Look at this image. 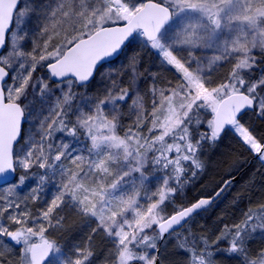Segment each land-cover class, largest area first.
<instances>
[{"label":"snow or ice","instance_id":"obj_1","mask_svg":"<svg viewBox=\"0 0 264 264\" xmlns=\"http://www.w3.org/2000/svg\"><path fill=\"white\" fill-rule=\"evenodd\" d=\"M144 54L171 77L145 68ZM261 62L264 0H0V264H93L91 236L54 235L67 212L104 233V264H159L165 236L184 264H215L217 252L264 264V246H249L264 238V203L214 239L185 227L230 173L211 195L175 203L226 129L264 162V135L241 119L264 120ZM97 74L103 86L89 94Z\"/></svg>","mask_w":264,"mask_h":264},{"label":"trees","instance_id":"obj_2","mask_svg":"<svg viewBox=\"0 0 264 264\" xmlns=\"http://www.w3.org/2000/svg\"><path fill=\"white\" fill-rule=\"evenodd\" d=\"M255 54L259 60V52ZM263 67L264 62H261L254 68L252 70L253 77H258ZM241 119L242 122L251 126L255 135H264V120L254 112L245 113ZM204 148L210 151V155L206 160L207 167L201 172V180L198 184L191 182V186L184 195L179 193L175 197V203L186 206L200 196L211 195L213 189L218 188L223 180L229 178V173L232 177L240 174L216 202L196 214L185 225L197 236H208L210 239H214V236L218 234V229L222 226L221 222L238 221L243 211L249 207H256L259 203H264V164L234 137L224 138L215 146L205 145ZM178 231H182V229ZM164 244H162L161 253L165 247ZM249 246L253 249L264 246V238H255ZM220 247L226 248L227 244L222 243ZM235 261L238 263L237 260Z\"/></svg>","mask_w":264,"mask_h":264},{"label":"rangeland","instance_id":"obj_3","mask_svg":"<svg viewBox=\"0 0 264 264\" xmlns=\"http://www.w3.org/2000/svg\"><path fill=\"white\" fill-rule=\"evenodd\" d=\"M137 47L135 45L132 46L131 49L128 50V54L130 55L132 51H137ZM258 52V51H257ZM256 52V53H257ZM125 60L124 55L120 57V60L117 61V65L120 62H123ZM143 64L145 68H148L153 73H158L161 77V79H168L171 77V73L165 70L164 68H161L159 66L158 61H155V58L151 54H144L143 55ZM107 68V66H105ZM104 69H101L103 71ZM264 70V67L260 70L259 75L261 74V71ZM101 77L98 74L96 78L93 80L92 83L88 85V92L89 94H94L97 92L103 85L100 82ZM147 85L145 84L144 87ZM80 91H84V89H80ZM128 121H125L127 123ZM231 137H234L237 139L236 135L231 131L228 130L226 134L221 136V141L224 138L230 139ZM238 140V139H237ZM210 155V151L206 148H204V153L201 159H203L205 162L207 160V157ZM262 164L260 159H258ZM209 166V165H208ZM150 176V187H155L158 183V180L155 178V176H152L151 169L148 170L146 173ZM190 175V174H189ZM201 173L197 175L196 178L190 180L186 186L184 187L183 191L180 194H185L187 189L191 186V182H196V184L199 183L201 180ZM34 181H29L28 184H26L23 189L19 190V195L23 196L26 195L30 189L34 185ZM193 186V185H192ZM195 188L197 186H194ZM55 189L52 187L51 184H49L45 190L44 197L45 199L49 200L51 199L52 192ZM42 203V202H41ZM66 220L64 222V228L63 231L55 232L54 235L57 236L61 240L62 243H68V244H75V243H85L87 242V239L89 236H91V244L92 248L95 252V259L93 260V264H104L105 257L107 256L109 250H110V244L109 241L105 239L103 232H98L93 234L92 228L95 227V224H87L85 221L82 220L81 217L76 215L72 212L65 213ZM205 216V214H204ZM191 230V229H190ZM183 231V230H182ZM180 231V232H182ZM193 233V231L191 230ZM186 235V233H185ZM215 238V236H214ZM256 238H261L259 234H257ZM165 247L162 250V253L160 255L161 258V264H184L185 262V254L177 248V240L173 237H167V240L164 242ZM220 258V261H219ZM229 260V261H228ZM235 259L230 258L227 253L225 252H218L215 255V264H238L236 263Z\"/></svg>","mask_w":264,"mask_h":264},{"label":"water","instance_id":"obj_4","mask_svg":"<svg viewBox=\"0 0 264 264\" xmlns=\"http://www.w3.org/2000/svg\"><path fill=\"white\" fill-rule=\"evenodd\" d=\"M249 111H250V110H249ZM249 111H246L245 113H247V112H249ZM245 113H243V115H244ZM243 115H242V116H243ZM227 130H228V129H226L225 132H226ZM225 132H224V133H225ZM224 133H223V134H224ZM255 157H256V156H255ZM239 175H240V174L234 176L233 181L237 180L238 177H239ZM205 197H207V196H205ZM219 198H220V197H219ZM219 198H218V199H219ZM218 199H217V200H218ZM217 200H215L214 202H216ZM194 202H195V201H194ZM214 202H213V203H214ZM213 203H212V204H213ZM212 204H211V205H212ZM211 205H210V206H211ZM210 206H208V207H210ZM208 207H207V208H208ZM201 211H202V210H201ZM201 211H200V212H201ZM194 216H195V215H194ZM194 216H193V217H194ZM178 230H179V229H178ZM167 237H168V236H165V238H164L163 240H161V241L158 242V252H157L156 254L158 255V258H159V264H161V258H160L161 245H162V243L164 242V240H165Z\"/></svg>","mask_w":264,"mask_h":264},{"label":"bare ground","instance_id":"obj_5","mask_svg":"<svg viewBox=\"0 0 264 264\" xmlns=\"http://www.w3.org/2000/svg\"><path fill=\"white\" fill-rule=\"evenodd\" d=\"M164 242H165V240H164ZM164 242H163V243H164ZM163 243H162V244H163ZM161 247H162V245H161ZM160 255H161V251H160Z\"/></svg>","mask_w":264,"mask_h":264}]
</instances>
